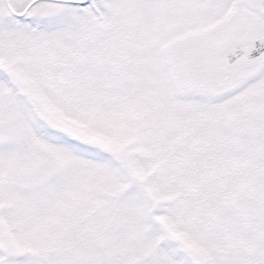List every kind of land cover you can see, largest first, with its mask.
<instances>
[{"label": "snow or ice", "instance_id": "snow-or-ice-1", "mask_svg": "<svg viewBox=\"0 0 264 264\" xmlns=\"http://www.w3.org/2000/svg\"><path fill=\"white\" fill-rule=\"evenodd\" d=\"M0 264H264V0H0Z\"/></svg>", "mask_w": 264, "mask_h": 264}]
</instances>
